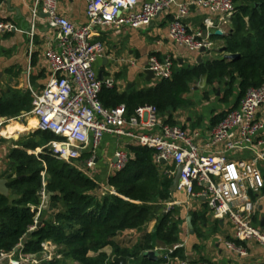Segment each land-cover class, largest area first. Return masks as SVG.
<instances>
[{"label": "built area", "instance_id": "built-area-1", "mask_svg": "<svg viewBox=\"0 0 264 264\" xmlns=\"http://www.w3.org/2000/svg\"><path fill=\"white\" fill-rule=\"evenodd\" d=\"M172 7L175 12L168 24V38L174 45L194 54L201 50L211 54L217 50L211 37L219 30L212 19H206L202 29L192 31L185 23L190 9L202 8L223 24L236 12L235 0L180 3L176 0H145L142 3L138 0H86L87 23L76 27L60 16L56 0H35L32 18L44 14L48 27L54 32L44 52L50 77L43 89L30 91V112L7 120L0 116V138L8 124L32 118L37 123V130L60 139L47 145L50 154L92 181L91 171L96 163L94 152L105 136L125 138L140 147L154 149L155 162L161 166L166 178L173 180L177 168H181L176 191H182L190 201H203L212 218L227 220L233 227L236 242L252 241L264 248V231L253 223L259 205L264 204V179L259 169V163H264V141L260 138L264 123L257 118L264 106V86L249 89L237 107L210 130L208 140L202 144L200 132L161 122L154 106H141L127 115L124 106L108 109L99 100L101 90L114 88L115 81L112 78L100 80L97 76L94 66L105 57L106 48L103 43L93 40L94 31L108 27L138 30ZM13 30L11 24L0 20V37ZM33 30L34 25L30 36H33ZM120 62L126 63L124 59ZM172 68L170 59H148L147 69L157 82L171 79ZM86 151L90 157L81 161ZM113 156L116 163L111 166L112 173L124 168L130 158L121 148L116 149ZM167 166L174 169H165ZM101 193L113 194V191L108 188ZM40 196L38 209L46 201L44 191ZM170 206L168 204L165 212ZM137 236V231H132L122 238ZM226 247L239 257L247 256L246 250L234 242L227 243ZM178 248L176 245L161 254L164 264H209L175 258L172 254ZM56 250L51 242H43L42 262L59 258ZM34 257L29 256V261L40 264L41 261H35Z\"/></svg>", "mask_w": 264, "mask_h": 264}, {"label": "trees", "instance_id": "trees-1", "mask_svg": "<svg viewBox=\"0 0 264 264\" xmlns=\"http://www.w3.org/2000/svg\"><path fill=\"white\" fill-rule=\"evenodd\" d=\"M235 7L228 34L211 37L223 40L224 50L218 58L186 67L173 64L172 78L158 81L151 89L119 94L116 88H103L99 95L102 105L124 106L127 115L138 107L154 106L163 123L174 126L173 114L191 105L185 97L193 85L204 81L213 92H223L224 103L234 97L229 111L234 110L249 89L264 86V0H235ZM224 55L238 58L225 60ZM31 102L29 92L3 93L0 116L12 119L28 113ZM229 111L213 117L211 125L218 124ZM24 132L27 126L12 122L2 134L12 138ZM58 141L53 134L38 130L20 138L17 148L7 154V172L0 178L7 181L10 194H0V258L17 248L22 255L37 256L41 244L51 242L59 258L46 264H114L113 256L126 258L128 264H164L161 259L151 262L143 258V253L154 250L155 243L165 249L179 243L178 213L175 207L166 212L163 207L173 181L156 164V151L127 145L130 158L125 167L107 179L113 194L102 195L94 181L50 154L47 145ZM42 191L52 196L48 208L38 215ZM151 222L152 230L143 232ZM132 231L143 232L134 245L132 238H122ZM106 248L110 255L104 252ZM179 253L176 249L172 256Z\"/></svg>", "mask_w": 264, "mask_h": 264}, {"label": "crops", "instance_id": "crops-1", "mask_svg": "<svg viewBox=\"0 0 264 264\" xmlns=\"http://www.w3.org/2000/svg\"><path fill=\"white\" fill-rule=\"evenodd\" d=\"M34 1L0 0V20L8 22L14 27L11 33L0 37V95L10 92H38L43 89L50 77L44 52L47 48V42L52 38L54 32L48 27L44 14L39 13L35 19L32 18L31 11ZM56 1L60 16L76 27L87 23L86 0ZM138 1L142 3L145 0ZM176 1L180 3L188 0ZM174 12L175 8L172 7L169 11L159 14L148 26L138 30L116 27L96 29L93 33V40L103 43L106 48L105 57L94 66L98 78L100 76L101 80L112 78L115 81L114 88L119 94H124L132 90L151 89L156 85L157 81L154 78L147 80L145 75L150 57H156L159 60L170 59L178 67L193 66L198 63V59L203 61L218 58L219 49L223 47V40L221 39L213 40L217 50L211 54L206 52L189 53L169 40L168 24L172 20ZM206 19H212L217 26L216 29L221 31L224 36L228 34L230 21L223 24L218 21L216 16L199 7L190 9L185 23L192 31H195L203 28ZM33 25V36H30ZM122 59L126 63L120 62ZM199 83L203 84L201 90L205 89L202 93L209 94L207 100H204L196 91V85ZM197 84L193 85L192 88L196 92L185 97L186 100L191 101V105L175 112L173 120L175 125L187 131L200 132V143L202 144L208 140L210 130L215 126L211 125V119L222 112L229 111L234 105V101H231L234 97L228 103H224L222 101L223 92H217V97H219L218 93L221 97L215 102L210 95V91L214 89L207 87L204 81H199ZM257 118L264 123V106L260 108ZM163 121L164 119H161V122ZM260 138L264 141V132ZM129 144L133 143L121 137L105 136L102 139L98 149L94 152L96 163L91 171L100 191L108 189L107 179L112 174L111 166L114 161V152L118 148L127 152L126 147ZM14 148L17 147L8 142L0 143V177H3L7 172L6 157L8 152ZM33 153L28 151V154ZM240 156L250 157V155ZM89 157L90 153L86 151L80 160L85 161ZM260 165L263 167L264 179V163L261 162ZM165 169L173 170L174 167L167 166ZM104 178L105 184H99V180ZM44 193L46 201L42 208L38 209V215L42 210L48 208L49 200L45 191ZM168 204H171L170 208L175 207L181 220L179 243L177 244L180 253L174 256L175 258L202 261L209 264H264V248L252 241L236 242L233 238L232 225L227 220L212 218L203 201H190L182 191L171 190L169 200L163 204L164 209ZM188 217L191 218L192 233L187 227L186 220ZM253 223L264 231V204L259 205ZM153 226L154 222L149 223L143 232H150ZM143 232L137 231L138 236L132 238L133 243L131 245L138 241ZM231 242L242 246L246 250L247 256L239 257L229 251L226 244ZM154 250L164 254L167 249L155 243ZM104 252L108 255L111 254L109 248H106ZM1 258L4 259L5 257Z\"/></svg>", "mask_w": 264, "mask_h": 264}, {"label": "rangeland", "instance_id": "rangeland-1", "mask_svg": "<svg viewBox=\"0 0 264 264\" xmlns=\"http://www.w3.org/2000/svg\"><path fill=\"white\" fill-rule=\"evenodd\" d=\"M202 87H203V84L201 83H199V84H197L196 85V91H198L199 93H200V96H202L203 97V99L205 100H207V98H208V95L209 94H207V93H202L203 91H205V89L204 90H201L202 89ZM196 91H191V93H194V92H196ZM221 90H218L217 92H220ZM217 92H213V91H210V95L212 96V98H213V100L216 102V101H218L220 98L219 97H221L220 96V94L218 93V96L219 97H217ZM222 92V91H221ZM217 97V98H216ZM219 98V99H218ZM231 101H234V98L231 100ZM189 102H190V104H191V101L189 100ZM194 104V103H193ZM193 106V105H192ZM32 118H26V119H22L21 121H14V122H16V123H18V124H20V125H23V126H27V132H24V133H21L19 136L20 137H18V136H14V137H12V138H6V134H2L1 135V138H0V143L1 142H8V143H10L11 145H17V141H19L20 140V138H22V137H28L33 131H38L37 130V127H36V125H35V123H34V120H31ZM259 169H260V171H261V173L263 174V167L260 165L259 166ZM104 180H105V178L104 179H102V180H99V184H105L104 183ZM57 251V250H56ZM42 257H41V255H37V256H35L34 257V260L36 261H41L42 262V260L43 259H41ZM55 258V257H54ZM27 260H28V263H27ZM11 261H14V262H17V263H19V264H33L31 261H29V256H25V255H22L21 253H17V254H10V255H8L7 257H5L4 259H2V258H0V264H11L10 262ZM26 261V262H25ZM40 262V264H46L47 262L46 261H43L42 263Z\"/></svg>", "mask_w": 264, "mask_h": 264}, {"label": "water", "instance_id": "water-1", "mask_svg": "<svg viewBox=\"0 0 264 264\" xmlns=\"http://www.w3.org/2000/svg\"><path fill=\"white\" fill-rule=\"evenodd\" d=\"M215 36H218V37H223L224 34L221 32V31H216L215 33ZM224 50V47H221L219 49V51H223ZM201 53L204 52V50H201L200 51ZM238 58V55H224L223 56V59L225 60H233V59H236ZM201 60L198 59V63L200 62ZM145 75L147 76V80H151L154 78L153 76V73L150 71V70H147L145 71ZM99 79L101 80V76L99 77ZM4 120H7V118H4ZM116 163V159H114L113 161V164ZM162 164H164L163 161H161ZM180 172H181V168L178 167L177 170H176V174H175V177L173 178V182H172V187H171V190L172 191H176V188H177V183H178V180H179V177H180ZM0 194L4 197H8L9 196V190L7 188V181L5 179H0ZM52 196L51 193H48L47 194V198L49 200V198ZM186 223H187V227L191 230L192 229V225H191V218L188 217L187 220H186ZM40 224L37 223L36 224V227H39ZM191 233H192V230H191ZM19 252V249H15L14 250V254H17ZM143 258H146L148 259L149 261L151 262H158L160 259H161V253L157 250H153V251H147L145 253H143ZM112 262L114 264H128V260L124 257H119V256H113L112 257ZM13 264H18V263H13Z\"/></svg>", "mask_w": 264, "mask_h": 264}, {"label": "bare ground", "instance_id": "bare-ground-1", "mask_svg": "<svg viewBox=\"0 0 264 264\" xmlns=\"http://www.w3.org/2000/svg\"><path fill=\"white\" fill-rule=\"evenodd\" d=\"M34 120V119H33ZM34 122H35V125H37V123H36V121L34 120ZM1 134H2V131H1Z\"/></svg>", "mask_w": 264, "mask_h": 264}]
</instances>
